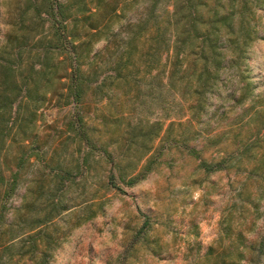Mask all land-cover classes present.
Here are the masks:
<instances>
[{
  "label": "rangeland",
  "instance_id": "obj_1",
  "mask_svg": "<svg viewBox=\"0 0 264 264\" xmlns=\"http://www.w3.org/2000/svg\"><path fill=\"white\" fill-rule=\"evenodd\" d=\"M60 1L74 2L69 12L79 17L83 12H77L78 7H92L88 0ZM148 4L149 0L120 2L119 16L109 21L114 31L122 36ZM25 8V0H0V42L4 33L19 31ZM157 9L171 7L167 0H160ZM30 13L25 17L33 16ZM247 13L253 39L243 58L234 63L230 56L225 58L197 114L189 108L194 103L190 98L145 97L141 104L132 92L127 97L122 89L115 91L110 102L89 95L82 108L62 105V99L49 95V102L34 115L28 114L30 107L14 104L16 123L35 133V151L52 165L60 161L71 166L82 155L70 141L59 144L66 137L65 124L79 108L92 137L115 141L107 148L110 156L99 151L89 155V170L73 177L63 198L66 209L42 226L45 241L37 240L39 249L50 241L47 264H227L237 260L264 264V1L250 5ZM32 21L41 30L35 17L24 20V25ZM103 45L96 42L94 51ZM56 73L49 76L50 90L57 87ZM155 121L161 123L160 134L146 141L152 151L138 161L140 149L125 145V127L134 123L147 127ZM17 147L12 143L8 148L9 162ZM42 168L36 157L24 164L15 192L5 201V223L15 218L14 209L32 178L41 179L43 174L44 182L48 181V169L43 173ZM34 215L29 213L28 221ZM20 240L12 241L10 252L0 247V264H33L30 254H23L25 243L21 249Z\"/></svg>",
  "mask_w": 264,
  "mask_h": 264
},
{
  "label": "trees",
  "instance_id": "obj_2",
  "mask_svg": "<svg viewBox=\"0 0 264 264\" xmlns=\"http://www.w3.org/2000/svg\"><path fill=\"white\" fill-rule=\"evenodd\" d=\"M125 1L88 0L92 7H78L76 11L83 12L79 17L69 12L74 2L25 0L19 31L4 33L0 42V237H6L0 247L10 252L12 241L20 237L21 249L24 243L26 248L23 254H30L33 264L48 263L50 241L39 249L37 239L45 241L42 226L66 209L63 198L73 177L89 170L88 157L94 151L110 156L107 148L115 141L92 137L79 108L65 124L66 137L59 144L70 141L82 155L75 157L71 166L60 161L52 165L35 151V133L16 123L14 104L30 107L26 110L34 115L49 102V95L62 99V105L73 103L82 108L89 95L96 101L110 102L115 91L122 89L127 97L132 92L141 104L145 97L162 100L172 94L190 98L194 103L189 108L197 114L215 86L225 58L230 56L234 63L244 57L253 39L247 10L264 0H167L171 9L162 12L157 9L160 0H149L140 18L119 36L109 21L119 16V3ZM30 11L33 16L28 19L25 14ZM34 17L40 19L39 31L33 21L24 25V20ZM98 41L104 45L94 51ZM54 70L57 87L50 90L47 85ZM161 129L159 121L147 127L140 123L126 125L125 145L140 149L138 161L152 151L146 141L157 138ZM12 143L17 144L18 151L9 162L6 154ZM31 157L43 164V173L48 169L50 178L47 182L43 174L41 179L32 178L22 202L14 209L15 218L5 223V201L15 192L19 172ZM22 210L25 215H21ZM31 212L35 215L28 221ZM47 239L52 241L53 237L48 235Z\"/></svg>",
  "mask_w": 264,
  "mask_h": 264
}]
</instances>
